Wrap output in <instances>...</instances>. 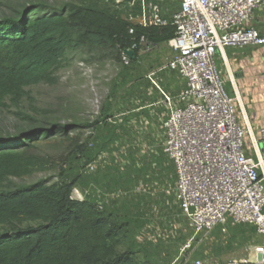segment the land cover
Returning a JSON list of instances; mask_svg holds the SVG:
<instances>
[{
  "label": "rangeland",
  "instance_id": "374dc122",
  "mask_svg": "<svg viewBox=\"0 0 264 264\" xmlns=\"http://www.w3.org/2000/svg\"><path fill=\"white\" fill-rule=\"evenodd\" d=\"M180 1L164 0L162 9L175 11ZM31 4L53 9L70 4L97 5L117 11L132 26L137 13L136 9L119 6L116 0H0V20L14 17ZM175 56L171 41L161 43L129 66L119 62L111 49H69L54 74V83L27 87L20 102L7 101V108L0 110L3 138L32 129L59 128L28 151L44 158L45 168L22 178H9L0 191L39 181L73 182L81 176L73 198L83 200L88 193L123 227L119 253L132 250L138 259L157 264H185L198 259L256 264L254 248L264 244V236L257 235L254 228L241 225L226 232L218 228L195 234L174 201L176 176L162 151V123L167 111L162 105L152 106L162 98L148 76L156 73L159 86L176 97L183 81L170 69ZM217 64L221 70L218 55ZM225 88L230 96L232 86L226 83ZM80 147L85 148L89 160L79 153ZM133 164L137 170L130 169ZM29 225L33 224L0 225V232Z\"/></svg>",
  "mask_w": 264,
  "mask_h": 264
},
{
  "label": "built area",
  "instance_id": "2783aa9c",
  "mask_svg": "<svg viewBox=\"0 0 264 264\" xmlns=\"http://www.w3.org/2000/svg\"><path fill=\"white\" fill-rule=\"evenodd\" d=\"M116 2L137 10L131 36L136 28L175 29L171 42L176 56L170 69L182 79L181 91L172 97L155 81L156 73L148 78L162 98L152 106L167 111L162 151L174 167L173 197L189 227L200 234L244 225L263 237L264 129L254 138L240 122L217 55L225 61L227 48H264V34L248 26L255 11L264 8V0H181L172 12L162 9L164 0ZM155 47L142 34L126 50L139 60ZM131 62L123 52L122 64ZM254 254L256 264H264V244L255 246ZM185 264L232 263L198 259Z\"/></svg>",
  "mask_w": 264,
  "mask_h": 264
},
{
  "label": "trees",
  "instance_id": "16d2710c",
  "mask_svg": "<svg viewBox=\"0 0 264 264\" xmlns=\"http://www.w3.org/2000/svg\"><path fill=\"white\" fill-rule=\"evenodd\" d=\"M131 26L117 11L88 4H70L61 9L31 4L14 17L1 19L0 110L7 108V101L20 102L27 87L54 83V74L69 49H111L122 63V53L142 34H147L154 46L174 38L172 25L136 28L134 36L128 32ZM137 61L132 59L131 64ZM105 128H109L108 124ZM57 132L59 128L54 127L7 138L0 136V188L9 178L43 170L44 158L28 151ZM79 153L89 160L85 148L80 147ZM132 167L137 170L138 166L133 164L131 170ZM80 178L54 184L39 181L0 191V225L33 224L0 232V264H157L138 259L132 250L117 251L123 227L101 210L88 193L83 200L73 198Z\"/></svg>",
  "mask_w": 264,
  "mask_h": 264
},
{
  "label": "crops",
  "instance_id": "0c3cea01",
  "mask_svg": "<svg viewBox=\"0 0 264 264\" xmlns=\"http://www.w3.org/2000/svg\"><path fill=\"white\" fill-rule=\"evenodd\" d=\"M249 27L264 34V8L255 11ZM264 48H227L221 59L225 84L232 86L230 97L235 100L239 120L250 128L254 138L264 129Z\"/></svg>",
  "mask_w": 264,
  "mask_h": 264
},
{
  "label": "water",
  "instance_id": "95a60500",
  "mask_svg": "<svg viewBox=\"0 0 264 264\" xmlns=\"http://www.w3.org/2000/svg\"><path fill=\"white\" fill-rule=\"evenodd\" d=\"M124 54L130 57L131 59L135 60V56H136L135 52L130 51V50H125Z\"/></svg>",
  "mask_w": 264,
  "mask_h": 264
}]
</instances>
